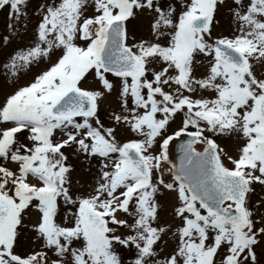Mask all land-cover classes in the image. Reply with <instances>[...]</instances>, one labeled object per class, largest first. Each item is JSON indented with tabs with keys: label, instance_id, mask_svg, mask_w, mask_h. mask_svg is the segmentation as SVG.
Returning <instances> with one entry per match:
<instances>
[{
	"label": "snow or ice",
	"instance_id": "6c2138e0",
	"mask_svg": "<svg viewBox=\"0 0 264 264\" xmlns=\"http://www.w3.org/2000/svg\"><path fill=\"white\" fill-rule=\"evenodd\" d=\"M0 22V264H264V0Z\"/></svg>",
	"mask_w": 264,
	"mask_h": 264
},
{
	"label": "rangeland",
	"instance_id": "374dc122",
	"mask_svg": "<svg viewBox=\"0 0 264 264\" xmlns=\"http://www.w3.org/2000/svg\"><path fill=\"white\" fill-rule=\"evenodd\" d=\"M0 23H2V22H0Z\"/></svg>",
	"mask_w": 264,
	"mask_h": 264
}]
</instances>
